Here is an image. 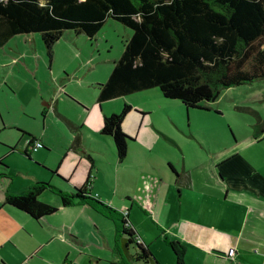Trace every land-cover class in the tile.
Instances as JSON below:
<instances>
[{
	"label": "rangeland",
	"instance_id": "obj_1",
	"mask_svg": "<svg viewBox=\"0 0 264 264\" xmlns=\"http://www.w3.org/2000/svg\"><path fill=\"white\" fill-rule=\"evenodd\" d=\"M131 35L130 28L109 18L94 38L66 31L54 46L52 60L39 33L15 35L0 48V159L4 158L0 162V208L7 190L24 194L36 181L51 183V176L42 168L56 169L61 164L62 169L70 166V169L89 171L90 161L86 156L66 150L73 130H76L75 124L82 129L88 148L94 147L98 151L101 148L95 185L102 186L109 195L114 184L122 179L134 188L138 172L132 168L134 164L129 155L119 163L112 139L101 135L99 130L103 115L120 113L126 103L150 112L142 125L137 117L131 116L123 127L126 132L140 131L138 147L150 149L146 157L152 165L156 162L167 166L170 159H177L179 163L185 156L194 159L204 152V147L206 151L216 153L226 149L241 153L236 157V163L224 166L230 167L229 171L238 172L249 164L263 162L264 79L225 88L215 101H203L202 108H187L179 100L167 99L159 88L99 105L96 85L108 80L114 62L120 59ZM59 115L74 122L75 128L67 125ZM30 136L44 141L50 151H32L31 158H27L22 150ZM10 148L17 150L11 152ZM165 190L166 195L162 196L156 212L165 222L163 227L160 226L167 230L173 229L181 200L172 186ZM186 206L187 202L184 209ZM143 209L141 205H135L134 216L144 218L147 235L158 231L153 223L155 220ZM0 210V227H3L7 218L3 214L4 207ZM36 223L33 222L36 229L29 227L31 232H14L15 243L31 250L44 240L46 233ZM152 241L162 264H175L164 238L160 235ZM184 246L188 248L186 264H202V254L191 246ZM68 249L69 246L56 239L43 252L47 257H58L57 252L62 254ZM11 251L6 247L3 253L10 255ZM100 253L104 259L109 255L105 251ZM18 255L10 258L17 259Z\"/></svg>",
	"mask_w": 264,
	"mask_h": 264
},
{
	"label": "trees",
	"instance_id": "obj_2",
	"mask_svg": "<svg viewBox=\"0 0 264 264\" xmlns=\"http://www.w3.org/2000/svg\"><path fill=\"white\" fill-rule=\"evenodd\" d=\"M109 18L132 35L108 80L96 85L99 104L159 88L167 99L202 108L225 88L264 79V0H0V48L15 35L39 33L52 60L66 31L94 38ZM131 109L126 103L103 120L101 133L112 137L119 161L128 153L130 137L122 124ZM89 186L90 178L65 192L37 181L24 194L7 193L5 202L36 220L58 210L40 200L45 191L57 194L63 206L88 205L115 223L114 251L122 264H158L128 214L93 197ZM163 238L176 264H185V246L166 234Z\"/></svg>",
	"mask_w": 264,
	"mask_h": 264
},
{
	"label": "crops",
	"instance_id": "obj_3",
	"mask_svg": "<svg viewBox=\"0 0 264 264\" xmlns=\"http://www.w3.org/2000/svg\"><path fill=\"white\" fill-rule=\"evenodd\" d=\"M137 108L132 106L125 117L122 124L124 131L123 126L129 117H137L142 125L145 117L150 115V112L143 111L145 109ZM106 113L103 115V120ZM59 117L72 129L76 127L66 150L86 156L90 161V168L89 171L85 168L81 171L76 168L70 169V166L62 169L64 166L61 164L56 169L42 168L51 176L52 185L65 192H74L76 188L84 186L90 178V194L100 201L113 205L123 213L127 212L131 225L137 230L141 240L149 245L158 264L162 262L153 248L152 240L160 235L163 237V234L168 235L172 240L180 241L183 245L197 249L202 254V264H264V159L259 165L249 164L238 172L229 171L230 167L224 166L236 163V157L241 153L232 149L216 153L211 150L206 151L204 147V152L197 154L194 159L185 156L179 163L177 159L175 161L170 159L167 166L157 165L156 162L152 165L146 157L150 149L138 147L140 131H125L130 137L127 155L134 164L132 168L138 172V178L134 182V188L126 179L118 181L109 195L102 186H96L94 182L99 173L97 162L102 157L101 148L98 147L99 151L94 147L88 148L85 135L81 133L82 129L76 124L74 127V122L72 123L65 116L59 115ZM102 126L103 121L99 130L100 134L104 135L101 133ZM108 137L112 139L111 136ZM35 138L44 146L40 149L44 152L50 151L44 141ZM99 142L101 144V141ZM24 149L25 145L22 152ZM31 152L30 157L24 152L23 154L31 158ZM114 152L118 160L115 145ZM170 186L176 189L181 205L178 219L175 218L173 223V229L169 227L165 230L162 228L165 222L158 216L156 210L158 203L163 199L162 196L166 195L165 188ZM7 193L12 192L9 190L5 192L4 203L0 208L4 207L3 214L7 218L4 226L0 227V264H62L65 261L69 264H102L103 262L122 264L114 251L115 223L90 206H63L57 194L45 191L40 196V200L57 207L58 210L36 220L27 213L8 205L5 202ZM186 202L187 206L184 209ZM137 204L146 210L143 209L146 215L150 214L156 221L153 223L158 231L147 235L144 218L134 216V207ZM33 222H38L36 224L40 225V229L46 235L44 240H40L31 250L24 249L15 243L14 232L24 233L23 230L30 231L29 227L36 229ZM31 237L34 236L31 235ZM56 239L69 246V249L62 254L57 252L58 257H47L43 249ZM166 246L168 247L167 244ZM6 247L12 250L10 255H4ZM230 249L236 250L233 257L228 256ZM169 250L171 251L170 248ZM187 250L188 248L185 247L186 253ZM102 251L109 254L106 259L102 257L100 253ZM170 253L176 264L173 252ZM14 255H18V258H10Z\"/></svg>",
	"mask_w": 264,
	"mask_h": 264
},
{
	"label": "built area",
	"instance_id": "obj_4",
	"mask_svg": "<svg viewBox=\"0 0 264 264\" xmlns=\"http://www.w3.org/2000/svg\"><path fill=\"white\" fill-rule=\"evenodd\" d=\"M43 147H44L43 144L38 140H35L33 143H30V140H27L25 142V148H29L30 150H33V151H37L38 149L43 148ZM235 253H236L235 249H230L228 252V256L233 257ZM62 264H69V262L65 261Z\"/></svg>",
	"mask_w": 264,
	"mask_h": 264
},
{
	"label": "flooded vegetation",
	"instance_id": "obj_5",
	"mask_svg": "<svg viewBox=\"0 0 264 264\" xmlns=\"http://www.w3.org/2000/svg\"><path fill=\"white\" fill-rule=\"evenodd\" d=\"M25 150H27V152L30 154L31 151H30L29 148H25L24 151H25ZM24 151H23V152H24Z\"/></svg>",
	"mask_w": 264,
	"mask_h": 264
}]
</instances>
